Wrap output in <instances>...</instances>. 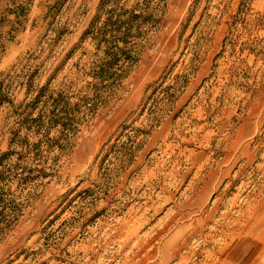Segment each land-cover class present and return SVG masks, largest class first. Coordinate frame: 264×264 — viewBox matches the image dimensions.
<instances>
[{"label": "rangeland", "instance_id": "rangeland-1", "mask_svg": "<svg viewBox=\"0 0 264 264\" xmlns=\"http://www.w3.org/2000/svg\"><path fill=\"white\" fill-rule=\"evenodd\" d=\"M100 2L0 0V81L14 105L29 79L74 94L90 80L80 38ZM162 10L55 174L14 191L21 213L0 264H264V0Z\"/></svg>", "mask_w": 264, "mask_h": 264}, {"label": "trees", "instance_id": "trees-1", "mask_svg": "<svg viewBox=\"0 0 264 264\" xmlns=\"http://www.w3.org/2000/svg\"><path fill=\"white\" fill-rule=\"evenodd\" d=\"M163 3L101 0L98 11L103 16H97L80 38V43L90 40L94 60L81 73L90 80L76 94L68 89L50 90L51 79L35 89L29 79L20 83L26 86L25 95L14 105L0 81V109L9 106L13 118L8 149L0 153V241L21 213L22 204L16 202L14 191L21 194L35 180L55 174L58 161L72 148L80 127L89 122L103 96L109 95L138 61L149 32L160 24ZM99 18L102 20L95 25Z\"/></svg>", "mask_w": 264, "mask_h": 264}]
</instances>
